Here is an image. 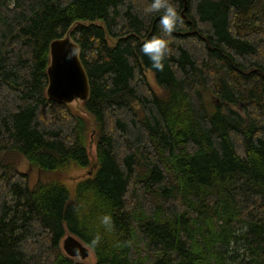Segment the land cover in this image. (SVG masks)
<instances>
[{"label":"trees","instance_id":"obj_1","mask_svg":"<svg viewBox=\"0 0 264 264\" xmlns=\"http://www.w3.org/2000/svg\"><path fill=\"white\" fill-rule=\"evenodd\" d=\"M150 2L0 0V264H86L67 234L94 264H264V0H171L163 71L140 50ZM68 34L94 130L47 95ZM92 135L97 170L72 188Z\"/></svg>","mask_w":264,"mask_h":264},{"label":"water","instance_id":"obj_2","mask_svg":"<svg viewBox=\"0 0 264 264\" xmlns=\"http://www.w3.org/2000/svg\"><path fill=\"white\" fill-rule=\"evenodd\" d=\"M49 99L70 104L76 99L86 101L91 93L88 74L83 65L79 45L68 34L50 45ZM65 253L72 258L86 259L91 249L78 237L69 234L64 240Z\"/></svg>","mask_w":264,"mask_h":264},{"label":"clouds","instance_id":"obj_3","mask_svg":"<svg viewBox=\"0 0 264 264\" xmlns=\"http://www.w3.org/2000/svg\"><path fill=\"white\" fill-rule=\"evenodd\" d=\"M144 13H162L159 20L160 35L153 36L144 42L140 50L148 57L154 69L163 71L164 61L170 54L172 35L182 21L171 0H151L144 9ZM109 222L108 216L102 218V223L107 225Z\"/></svg>","mask_w":264,"mask_h":264},{"label":"rangeland","instance_id":"obj_4","mask_svg":"<svg viewBox=\"0 0 264 264\" xmlns=\"http://www.w3.org/2000/svg\"><path fill=\"white\" fill-rule=\"evenodd\" d=\"M148 79L150 80L151 84L155 87L156 90H159L158 84L156 82L154 73L152 71L147 72ZM206 99L209 101L210 104L213 103L214 101V96L211 94L206 95ZM70 107L73 109V111L82 117H85L90 124V128L94 130V125H95V120L94 118L85 110L84 108V101L76 99L72 103L69 104ZM90 144L88 146V152H89V157L91 159V167L84 168V169H74L66 178L67 184L70 187H74V185L81 179L86 178L88 176L93 175L96 170H97V165H95L96 160H97V145L96 142L93 138V135L91 136ZM29 169V166L27 162H25L22 166L23 171H27ZM38 174L34 173L32 174V181H31V186H33L37 182ZM69 234H67L62 241V246L64 243V240L67 238ZM64 249V248H63ZM79 262L86 263V264H94L96 263V256L93 251H91L89 257L86 259H81V258H76Z\"/></svg>","mask_w":264,"mask_h":264}]
</instances>
